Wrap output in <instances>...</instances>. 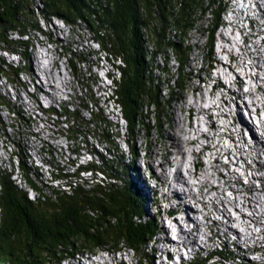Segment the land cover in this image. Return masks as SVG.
I'll list each match as a JSON object with an SVG mask.
<instances>
[{
  "label": "trees",
  "instance_id": "obj_1",
  "mask_svg": "<svg viewBox=\"0 0 264 264\" xmlns=\"http://www.w3.org/2000/svg\"><path fill=\"white\" fill-rule=\"evenodd\" d=\"M40 1L44 14L59 16L68 24L82 21L92 32L105 58L109 62L111 58L123 62L124 66H116L120 78L114 86L131 137L134 128L140 127L146 117L142 115V105L154 107L155 114L163 113L160 85L156 84L152 74V58L147 57V61L145 56L147 44L153 45L157 52L163 50L167 54L166 46H169L174 54L183 55L182 45L166 41V35H170L169 30L173 27L185 36L197 14L202 12L210 15L205 30V55L209 59L214 45L213 34L222 23L225 10L223 0H95L94 4L87 3L89 0ZM30 4L29 0H0V52L24 50L22 55L26 58L27 43L19 38L12 40L7 33L24 36L29 29L27 37L35 39L33 32L39 27L31 17L34 14L29 9ZM67 64L72 75L77 74L70 59ZM4 65L0 57L1 77L13 78L21 71V68ZM87 98L96 103L90 90ZM146 132L149 131L146 129ZM98 137L109 140L106 132L98 133ZM21 168L28 184L40 195L35 200H28L26 193L10 180L9 174L0 173V264H48L59 262L64 252H119L122 246L135 252L138 256L136 264H148L150 257L144 254L143 248L157 227L153 220L133 221V215L143 214L144 197L141 198V192L134 184L120 185L122 174L135 170L132 163L126 165L106 160L101 167L85 166V169H105L103 172L111 173L110 179L114 183L77 185L69 192L50 187L49 195L26 175L23 162Z\"/></svg>",
  "mask_w": 264,
  "mask_h": 264
},
{
  "label": "rangeland",
  "instance_id": "obj_2",
  "mask_svg": "<svg viewBox=\"0 0 264 264\" xmlns=\"http://www.w3.org/2000/svg\"><path fill=\"white\" fill-rule=\"evenodd\" d=\"M29 1L32 2V4L29 5V9L34 14V16L31 14V17L34 18L33 22H35L38 25L37 19L40 18V21H39V25L41 28L40 31L43 32V35H41L40 32L37 34L38 40L40 39L41 43L38 44V42H40V41L34 42L33 46H31V49H27L26 59H24L23 62L21 61V65H26V68L30 69L32 66L34 67V65L38 61L41 60L43 55H47V56H49L48 58H42V59H44L45 61H47L50 64L48 66L46 65V68L49 69V66H51L53 69L52 71H50L51 79L53 81H54V78L58 79L59 78L58 72H61L63 74V76L61 77V78H63L62 81L64 80V78H66L64 80L65 81L64 87H66L65 88L66 94H64V95L68 96L67 100H68V102H71V103H69V105L79 103V98L81 100H84L89 95V90H90V94L92 96H94V99L97 100L96 96H98V95L95 93L97 82H96L95 77L100 78L102 76V73L107 72L108 70L109 71L112 70L111 67L109 68V66H107L108 63L114 67V66H119V65L124 66L123 62L119 59L115 60L114 58H111V57L110 58L112 59V61L105 62V60H102V57H101L99 60L100 61L99 66L97 67L98 69L95 70L94 68H91L92 73H87L88 70H86V67H85L86 64L81 63V61H83V59L86 60L87 57H89V61L91 63L93 62V60H95L94 56L92 54H90L89 50H88V48H90V50H91L94 47L87 45V43H90L92 45V43L90 42L93 38L92 32L86 27L85 24H83L82 21H79V20H77L75 24H69L68 25V24L63 23V22L61 23V25L64 26V28L67 30L65 33V36H63V34H60L59 31H57V30H56V32L55 31H49L48 29H50L51 26L55 30V26L52 25V20H56V19H54L53 16L50 19H47L49 16H51V14H46V13L44 14L41 12L42 6H43L42 4L36 5V8L39 11H35L34 1L36 2L37 0H29ZM89 1H90V3L92 2V0H89ZM258 1L261 5L262 9L264 10V0H258ZM205 6L206 5H203V7H205ZM244 12L233 13L232 18H237V22H239L237 24L236 29H229L225 26V27H222L221 30H218L219 34H216V33L213 34V42L215 43V48H214L213 56L211 55L210 56L211 58L209 57L208 61L205 58L207 55L204 56L206 53V47L205 46H206V37H207L205 30H206V27L210 23V15L206 14V13L197 14L198 18L196 17V19H199V20L196 22L195 29H197V28L199 29V25H198L199 23H200L202 29L200 32L198 30L196 31L195 29L190 31L187 34L186 38L187 39L192 38L191 40H189L188 43L193 42L194 40H196V38H199V40H197V42H199V52L196 51L197 47L193 46V50H191V52L187 56L188 58H186V60H185L186 66L183 68L182 71L179 70L178 63L174 62V65L176 66V68H174V70L171 71L172 75H171V78L169 79L170 80L169 84H175V86H174L175 88L173 91H171V93H169L168 91H161L160 92V95L162 97V99L160 100L162 103V108H160V109H161V111L163 110V113L160 115H158V114H152L151 115L150 114V116H147V112H154L155 113V109H154V107L146 106V103H145L144 104L145 106L142 105L144 107L141 106V110H142V115L146 116V117L143 119L142 125L140 127L136 126L134 128L135 134H137V135L140 134V136L136 137V139H135L136 140V151L137 152L139 151V153H140L138 156L145 155L144 156L145 160H146L145 162H147L149 164V168H151V169L154 168V170H156V166L159 165L161 167V174L163 172L162 171L163 168L164 167L166 168L167 166H169V164H170V166H172L174 168L173 163L176 161L175 160L176 156H171L168 153V149L174 150V148H170L169 147L170 143L168 142V140L165 139V138H168L167 136H169V135L171 136L172 134H174V130L177 131L176 133L180 137L179 131L176 129H173L170 125V122L172 123V119H173L172 112H170L172 107L176 108L177 110L182 106H183V108L188 107V106H186V101L190 102V103L194 102L195 107L196 106L197 107L205 106L208 103L214 104V105H220L221 104V98H222L221 92L224 93V91L229 90V91L237 93L240 90L242 91L243 87L240 85V83L246 82L249 84V81L253 77H256L255 80L258 82V84H261L260 87L264 91V75L262 73L264 70L256 73V75H255V71H254V69L256 68L255 65L249 66V61H250L249 59L252 56H254L251 53H252V50L253 51L255 50V46H253L252 44H242V41L237 40V37L243 38V32L247 33V28H248L249 24H251L256 29L263 30L264 29L263 28L264 26H262L263 21L259 19V20H254L252 23H250L249 11L244 9ZM44 17H47V18H45V21L47 20V24H45V25H43V23L41 21L42 18H44ZM27 31H28V29H26V32ZM252 33L254 34V33H256V31L252 30ZM7 35L12 40H17V37L15 36V34H13V32L9 31L7 33ZM65 37H67V38L65 39ZM263 37H264V35H263ZM84 40H86L84 43H85V45H87L88 48L84 45V47L82 48V51L80 52L79 49L75 47V44L82 42ZM92 46H94V43ZM46 49H47V51H46ZM256 49L261 50V49H263V47H260V48L257 47ZM263 50H261V51H263ZM56 51H57V54L58 53L61 54L62 51L66 52L65 57H67V58L62 57L61 55L58 54V57H57L58 59L55 60ZM0 56L3 58V60L6 63H8V61H13V62H11L12 65H15L17 63V61L19 60L18 57L16 58L14 55H9L7 53H1ZM14 58L16 59L15 61H14ZM68 59H70V62L72 64H75L77 74H74V76L72 75V70L67 65ZM180 59H182V58L180 57ZM54 60L57 62V63L55 62V65L52 64V61L54 62ZM182 61H184V60L182 59ZM218 61L220 63V66H217ZM157 64L159 65V60L157 61ZM210 66L215 67L212 70L211 77L208 76V69H210ZM247 66H249L250 68H247ZM217 67H219L221 69H219ZM243 68H245V69H243ZM230 69H234L237 73V76H239V79H241V82L239 84H230L229 83V80H231L234 77L233 75H231L229 77ZM113 71L116 74V76L114 77V80L118 82L119 81V71L118 70L117 71L113 70ZM48 72H49V70L47 71V74H48ZM85 73H87V74H85ZM157 73H158V71L155 69L154 75L156 76ZM60 76H61V74H60ZM163 76L167 77V75H165V74ZM257 76L261 77V79H257ZM18 77L20 78V75H18ZM216 77H217V79H219L221 81L220 88H217L215 86V79L214 78H216ZM59 80H60V78H59ZM62 81H58V82L60 83ZM69 81L71 82L70 87H67L69 85L68 84ZM2 83H3V81L0 80V85ZM192 85L197 86V90H194ZM5 87H7V86H5ZM29 87H30V83H26V89ZM81 87H83V88H81ZM109 87H111L110 84H109ZM165 88L166 87H163V90ZM212 88H213V96L208 98L207 94H208L209 90H211ZM6 90H7L6 93H1V95H3L2 97L4 99H8V98L12 99L13 98L12 92L8 89H6ZM174 91H178V92H174ZM85 92L87 93V96H86ZM100 92L102 93L103 90L101 89ZM259 93H260V91L258 89L257 93H256V98H258ZM223 100L228 102L229 97H227L225 95V96H223ZM260 100H262V99L260 98ZM18 102L19 101L15 100L16 104H18ZM97 103H98V100H97ZM262 106L263 105H261L260 102H258V107L261 108ZM174 111H175V109L173 110V112ZM215 112L216 111H213L211 113L209 110L206 111V113H207L206 115H209L208 122H210V120H212L214 122V125H221V121H220L221 117L219 119L217 116H215ZM220 112H222V108H221ZM176 113H177V115H179V111H177ZM177 115H175V119H176ZM210 115H211V117H210ZM261 115H264V112H261ZM183 117H185V116H183ZM245 118L249 123H251V120L248 119L247 116H245ZM185 119H186V117H185ZM252 119L254 121H256L255 118H252ZM184 125H186L185 127H188L187 120H185ZM167 127L168 128L170 127V128L168 129ZM217 127H218V131H222V129H220L219 126H217ZM93 128H94L93 125L90 126V129L92 131H93ZM146 129L149 131L148 134L146 132ZM202 129H204V127H202ZM124 131H125V125H123V132ZM142 131H143V133H141ZM209 134L215 139L216 143L218 140L222 139V137L219 135L220 133L218 134V132H214L213 130H210ZM74 136H76V135H74ZM180 138L182 139V137H180ZM224 138H226V140L228 142V138L227 137H224ZM76 140H77V138L74 140L75 145H76ZM1 141L4 142V144H7L8 149H10V150L13 149V146H11V143H8V141H5V140H1ZM18 143L20 145L17 146V150H15L16 153L13 157V159H14L13 161H10L12 159V156L10 154H5V153L3 154L2 153V159H6L5 162H7V164L2 162L0 164V169L4 165L10 166V168H12V167L17 168V166H19V168H20L21 163L25 162L23 170L28 172V167H27L28 159H25L26 153L28 152V150L26 148H25L26 150L25 149L22 150V144L20 142H17V144ZM213 144L214 143L211 142V146H213ZM182 145H183V143H182ZM23 146H24V143H23ZM107 146H108L107 144L105 146L103 145V147L101 149L104 150V148H106ZM116 147L119 148L120 146H116ZM139 147L143 148V150H145V152H143V150H140ZM184 147H185V152H186L187 149H186L185 143H184ZM217 149H218V147H217ZM208 150L210 153V157L213 159V167L216 165H219V163H218V161H219L218 152H216L214 149H212V147H208ZM29 152H30V150H29ZM223 153L224 152H222L220 155H222ZM29 155L31 157L30 160L34 164L38 165L39 162L35 161V158H33V156L31 154H29ZM49 156H55V155L49 154ZM114 157L119 158V153L115 151ZM224 160H225V158H224ZM125 162L127 163L128 160H126ZM138 162L141 164V161H138ZM102 163H106V161H100L96 167H101ZM137 164H138L137 162H134L135 167H137ZM155 164H157V165H155ZM28 166H29V164H28ZM90 170L92 171V168ZM90 170H88V171H90ZM93 170H95L94 172L92 171L94 174L91 175V181H93V184H100V180H102L101 176L103 178L107 179L108 182H110V184L114 183V181L110 179V176L112 175L110 173V171H108V173H110V174L106 175L103 172V171H105V169H103V168H101V169L99 168L98 170H96V169H93ZM215 170H217L219 172L221 171V173L224 174L226 169L219 167ZM227 170L232 172V169L230 166H227ZM0 172H3V171H0ZM4 173H6L8 175L9 170H7ZM139 175L141 178L144 179V176L148 177L149 172L145 171L144 173H142L139 169ZM158 175H160V174H158ZM184 175L186 177L188 174L185 173ZM39 176H41V175H39ZM81 177H83V175H81ZM86 177L90 178V175L86 174ZM39 178L35 177V179H39ZM145 179H146V177H145ZM186 179L188 180L187 177H186ZM186 179H185V181H186ZM156 181L159 184H161L159 178H157ZM164 181H166L165 184L168 183V180H164ZM171 182H172V177H169V184H171ZM105 184H107V182ZM146 185H153V183L151 182V179H148ZM24 191L26 193L27 199L30 200L29 198H31V194L26 189H24ZM46 193L49 195V192H46ZM147 197L149 200L151 199L150 195H148ZM169 201H172V199ZM197 215H198L197 213H194L195 217H199V215L198 216ZM143 217H145V216H143ZM161 217H164V215H161ZM190 217H192V216H190ZM133 221L137 222L136 218L133 219ZM197 225L198 226H197L196 231H198L197 240H198V247H199V243H201V240H203V239H202V237H200V240H199V230L201 231V229L199 227V221H197ZM206 230H207V233L210 232L209 233L210 234L209 240H207L208 241L207 243L212 244L213 249L216 248V250H218V242H219L218 234L222 235V231L221 230L218 231L214 228H211V231H210L208 229V227H206ZM161 236H162V234H161ZM156 238H158V236ZM205 240H206V238L204 239V241ZM150 245H151V242H148V241L144 244V248H143L144 254L147 253ZM155 247H157V248L163 247L164 248V245L162 243L157 242ZM229 248H230V246H229ZM205 249H206V247L202 246V250H205ZM231 250H233V246H232ZM72 253L73 252H71V251L67 252V253L64 252V253H62L63 257L59 259V262L51 261V263H48V264H73V260H75V261L79 260L80 262H82L83 257H81L79 255V253H77V252L74 254H72ZM129 255L134 256L133 254H131V252L129 253ZM130 256L126 255V257L125 256L123 257V255L121 253L111 252V255L110 254L107 255V259L109 261V264H132V258ZM224 256L228 257L230 255H226L224 253ZM186 257L187 256H183L181 258L184 260ZM96 259L98 260L97 257H96ZM102 259L103 258H101V262H102ZM213 259H215V257H213L212 260ZM203 260L204 259L201 258V259H198L197 262H200V264H202ZM212 260L209 261L207 264H214V262ZM93 262H96V260ZM102 264H105V263H102ZM142 264H144V262H142Z\"/></svg>",
  "mask_w": 264,
  "mask_h": 264
},
{
  "label": "built area",
  "instance_id": "obj_3",
  "mask_svg": "<svg viewBox=\"0 0 264 264\" xmlns=\"http://www.w3.org/2000/svg\"><path fill=\"white\" fill-rule=\"evenodd\" d=\"M14 56L17 58L18 54H15ZM18 58L19 60L15 65L11 64L13 61H8V68L9 66L12 68H21V57ZM164 59L163 56L158 59L161 67L158 69L159 73H163V69L166 68ZM15 60L16 59L14 58V61ZM166 62H168L167 67L169 68L175 66L174 60H168ZM110 67L111 65L109 68ZM49 69L48 74H45L44 93H47L48 97L57 101L59 115H51L50 107L42 106V103H34L33 94L26 89L25 83L22 85H9L10 76L8 77L4 75V83L1 84V93H6V89H8L12 92L13 98L4 99L2 97L3 95H1V101L7 102L10 109L16 112V116H19V109H27V117L20 118L25 119V122L34 123V130L19 131L11 127L10 123H7L6 119H4V113H2V109H0V140L8 141V143H11V146L16 147V149L17 142L20 140H28L31 142V155L35 158V161L39 162V164L37 165V175L30 174L29 170L26 172V175L31 178L33 183L40 187L44 193L49 192L50 194V187L69 192L72 187H76L77 185L82 187L92 185L93 181H91V175L94 174L93 172L95 170L92 169V172L90 169L84 168L92 158L89 156V149L91 147L88 145L89 141H94L93 138L86 135L89 128L88 123L90 124V122H94V129L97 133L102 134L104 132L103 127H105L103 118L114 122V125L115 122L119 121L122 131L125 119L122 115L121 105L116 102L117 96L115 94L114 86V77L116 74L113 73V70H108L107 72L102 73V76L100 77L105 78L106 82L111 85L109 88V94L106 92H100L101 87H105L107 84L102 81L103 79L101 80L100 78L95 77L97 82L95 93L98 95L96 96L98 100L97 104L87 98L88 96L85 92L87 97L84 100L79 98V103L71 104L70 107H62V92L58 89L56 79H54V81L50 79V71H52V67L49 66ZM94 69L97 70L98 68L94 66ZM164 74L165 73H163V75ZM170 75H172V73H170ZM15 95H22V107H15ZM29 110L33 113L30 114ZM150 114L152 115L155 113L147 112V116H150ZM141 125L142 124H140V126ZM67 133H76V137H79V145H68V141H60V134ZM141 133H143V131ZM105 144L106 143L103 145ZM49 154H54L55 156H49ZM2 162L7 164L5 159H2V154H0V164ZM7 170H9L11 180L17 185V187L23 191L24 189L29 191L31 194V198H29L30 200H35L39 197V191L28 184L27 180H19L17 176L11 174L10 166L4 165L0 169V171L3 172H6ZM65 170H77V177L65 178ZM86 174H89L90 178L86 177ZM38 175H41L40 178ZM81 175H83L84 178L81 177ZM35 177L39 179H35ZM101 178L102 180H100V183H102V185L104 182H108V180L102 176ZM41 179H43V181ZM263 205L264 200L259 202L262 224H264V214H262ZM246 212L250 216V209H247ZM256 225L258 226V224Z\"/></svg>",
  "mask_w": 264,
  "mask_h": 264
},
{
  "label": "bare ground",
  "instance_id": "obj_4",
  "mask_svg": "<svg viewBox=\"0 0 264 264\" xmlns=\"http://www.w3.org/2000/svg\"><path fill=\"white\" fill-rule=\"evenodd\" d=\"M34 6L36 7L35 4H34ZM35 11H37V10H35ZM258 18H260V16L258 14L254 15L253 12H252V18H250V21L253 22L254 20H257ZM48 30L51 31L50 29H48ZM55 30H56V26H55ZM256 48L257 47L255 46V50L254 51L252 50V53H251L254 56H252L249 59L250 60L249 61V66L255 65V67H256L254 69L255 73L261 72L262 70H264V50L261 51V50H258ZM88 50H89V53L94 56L95 60H93V62L91 63L89 61V57H87V59L86 60L83 59L82 62L86 64V67H87V70H88L87 73H92L91 68H94V64H95V62L97 60V54H96L94 48H92L91 50H90V48H88ZM58 54H57V51H56L55 60L58 59L57 58ZM45 56H43L42 58H44ZM18 57H21V56L18 55ZM23 60L24 59L21 57V61L22 62H23ZM55 60H54V62L52 61V64H54V65H55V62H56ZM44 61L42 62V64L44 65L42 67V72L37 67V65H38L37 63L36 64L34 63L35 64L34 67L32 66L30 69H27L26 65H21V71L16 76H13V78H9V85H22L24 83L26 85V83H30V87L27 88V90L29 92H32L34 103H42V106H48V107L51 108V115H59V108H57V101L54 100V99H51V97L49 98L48 95L46 93H44V90H45L44 89L45 88V74L47 75V71L50 70V69L46 68V64H44L45 63ZM4 66L6 67L7 63ZM217 66H220L219 61L217 62ZM249 66H247V68H250ZM214 68L215 67L210 66V69H208V76L211 77V73H212V70ZM217 68H219V67H217ZM219 69H221V68H219ZM243 69H245V68H243ZM18 75H20V78L18 77ZM231 75H233L234 77L231 80H229L230 84H239V82H241V80L239 79V76H237V73H236V71L234 69H230L229 77ZM50 79H51V75H50ZM62 79L63 78H60V80L56 79L57 85H58V89H59V91L62 92V96H63L62 99H64V102H62V107H70L71 105H69V103H71V102H68V100H67L68 96L64 95V94H66V91H65L66 87H64V82H65L64 80L66 78H64L63 81H62ZM214 79H215V86H221V81L219 79H217V77L214 78ZM0 80L3 81V83H4V75H3V77L0 76ZM58 81H62V82L59 83ZM70 83L71 82L69 81V83H68L69 85L67 87H70ZM193 89L197 90V86H193ZM242 94H243V92L241 90L238 93H234V92H231L229 90H226L224 93H222V95L231 96V99H230L229 103H227L225 100H223V98L221 99L220 107L222 108V112H221L220 116H221L222 122L224 124L223 125L224 130H222V132L220 134L222 136L228 137L230 142L233 144V140H232L233 137H237V136L239 137L240 135L245 133L247 135L248 139L251 140L250 144H252V146H253V151L249 152V153L250 154H254V150L256 151V150H262L263 149V143L262 142H258L257 141V137H253L252 136V127H250L248 122L245 121L243 117H241V112L244 111V110H248V106L244 102L238 104L237 100H240V97H241ZM260 96L264 97V91L263 90L260 91ZM15 100L19 101L18 104L15 103V107H22V95H15ZM190 104H191L190 102L186 101V105L187 106H189ZM144 106H142V107H144ZM0 109H2V113H4V119H6L7 123H10L11 127L15 128L16 130H19V131L34 130V123L25 122V119L20 118V117H27V109H19V116H16V112L10 109L9 104H7V102H5V101H1V85H0ZM174 109H175V111L173 112ZM177 111H179V115H177V113H176ZM199 111L200 110L197 111V109H196V110H193L192 112L193 113H198ZM141 112H142V110H141ZM170 112H172V115H173L172 123L170 122L171 127L173 129L178 130V131H186V127H185L186 125H184L185 117H183L184 115H183L182 107H180L178 110L176 108L172 107ZM29 113L32 114L33 112L29 110ZM175 115H177L176 119H175ZM125 123H126V121H125ZM213 123L214 122L212 120H210V122H209V128L210 129L217 128V126H219V125H213ZM253 126H254V124H253ZM193 130H194V128H193ZM196 130H198V129H195V131ZM176 132L177 131L174 130V134H172L171 136L170 135L167 136L168 138H165L170 143L169 147L175 149V150H168V153L171 156H178L181 159H183L184 158L183 154H185V151H184V148H183V145H182L183 142L176 135ZM74 135H76V133L60 134V141H68V145H75L74 140L77 138L76 145H79V137H76ZM19 142L22 144V150L25 149V148L28 150V152L26 153V158L25 159H28L27 167H28L29 173L37 175V165L34 164L30 160L31 157L29 155V154H31V142L28 141V140H20ZM23 143H24V146H23ZM232 144H231V146H232ZM19 145L20 144L18 143L17 146H19ZM217 147H218L219 150H221L219 145ZM139 149L143 150V148H141V147H139ZM15 150H17L16 147H13V149L10 150V149H8L7 144H4V142H2L0 140V153L1 154L2 153L3 154L4 153L5 154H10L12 156V159L10 161L14 160L13 157H14V155L16 153ZM29 150H30V152H29ZM91 151L92 150L89 149V156L92 157V154H91L92 152ZM143 152H145V151L143 150ZM173 152H175V153H173ZM222 152L223 151L221 150L219 152V154H221ZM144 156L145 155H143V156L133 155L132 156V154L128 153V154H126L124 156L123 159L125 161L128 160V162L141 161V165L143 166L144 164L147 163V162H145L146 160H145ZM5 161H6V159H5ZM28 164H29V166H28ZM219 167H223L222 163H219V165L214 166L215 169H217ZM10 172L14 176H17V178H19V180H26L25 179L26 177L24 176L21 167L20 168H19V166H17V168L16 167H12V168H10ZM207 176L209 178L208 174H207ZM74 177H77V170H65V178H74ZM122 177L123 178L121 180L123 182H128V181H130L132 179H139L143 183L146 184L147 181H148L145 178L144 179L141 178L139 173H130L129 172L127 176L122 174ZM184 178L185 177H183V172L180 169L177 168L176 169V179L178 180V182H180V185H181V183H186L187 182V181H185ZM41 180L43 181V179H41ZM160 182H161L160 187H162L164 189L166 188V186L168 187L167 184L165 185L166 181L160 179ZM147 186L149 188V192H147V193L151 197V202H150V204H148L146 206V211H147L148 214L154 215L155 213L158 212V208H159L160 204L164 203V200H166V201L171 200L172 197L169 196V195H171V193L165 194V193L161 192V190L160 191L157 190L154 186H151V185H147ZM176 190L180 194V197L178 198L179 199V205L175 208L176 211L177 212H181L185 217H187L188 219L192 220L193 216H194V212L191 209V207L189 206V204H187V198L185 197V195L184 196L181 195V193L184 194L181 189L179 190V188L177 187ZM248 209H250V216L253 215L255 217H260L261 218L260 222L262 223V216H260L259 202L256 201L251 196H250V201H248ZM256 212L259 213V214H256ZM262 214H264V205L262 206ZM190 216H192V217H190ZM247 219L249 220V218H247ZM193 225L197 229V226H198L197 225V220H196V225L195 224H193ZM196 233H197V231H196ZM153 246L150 247L149 250L146 253L148 257H153ZM154 251H155L156 258H163L168 253L167 249L165 248V245H164V248L163 247L162 248L155 247ZM193 253L194 254H198L199 250H197V251L195 250V252H193ZM199 255H200V253H199ZM73 264H80V261L79 260L78 261L77 260L76 261L73 260ZM177 264H184V263H183V261H179ZM224 264H231V263H224Z\"/></svg>",
  "mask_w": 264,
  "mask_h": 264
},
{
  "label": "clouds",
  "instance_id": "obj_5",
  "mask_svg": "<svg viewBox=\"0 0 264 264\" xmlns=\"http://www.w3.org/2000/svg\"><path fill=\"white\" fill-rule=\"evenodd\" d=\"M133 166H134V163H133ZM135 167V166H134Z\"/></svg>",
  "mask_w": 264,
  "mask_h": 264
}]
</instances>
